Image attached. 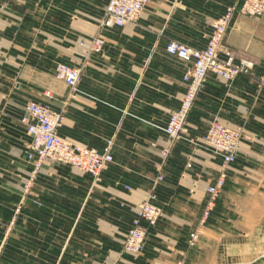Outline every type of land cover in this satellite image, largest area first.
<instances>
[{"label": "crops", "instance_id": "obj_1", "mask_svg": "<svg viewBox=\"0 0 264 264\" xmlns=\"http://www.w3.org/2000/svg\"><path fill=\"white\" fill-rule=\"evenodd\" d=\"M234 2L150 0L138 25L99 30L101 12L93 0H0V264H264V13L236 12L224 41L255 62L253 72L232 83L210 73L189 114L191 137L203 136L214 119L243 126L246 133L195 247L187 237L198 225L206 186L216 184L222 159L188 140L176 141L169 159L180 150L201 166L187 178L185 168L173 170L161 156L170 113L186 91V66L166 47L170 41L206 47L212 21ZM97 33L104 48L89 54L77 93L67 95L66 83L53 76L55 86L49 79L37 95V38L47 37L41 42L49 41L61 56L78 38ZM30 101L56 110L67 102L60 134L75 142L103 151L114 138V162L103 170L101 183L70 166L47 164L21 201L20 158L27 176L31 166L25 153L29 135L20 119ZM196 174L198 187L191 183ZM159 175L164 181L155 203L163 215L149 229L142 254L133 258L122 242Z\"/></svg>", "mask_w": 264, "mask_h": 264}, {"label": "built area", "instance_id": "obj_2", "mask_svg": "<svg viewBox=\"0 0 264 264\" xmlns=\"http://www.w3.org/2000/svg\"><path fill=\"white\" fill-rule=\"evenodd\" d=\"M104 15L100 23L101 28L125 27L137 23L141 18L146 5L150 0H105ZM241 12L245 15L258 16L264 12V0H236L212 24V32L206 48L195 50L177 41H170L166 47L169 55L178 57L186 66L183 82L187 84L186 93L178 111L169 116L166 128L168 145L162 151V158L168 156V148L179 139L184 126L189 120V114L196 98L197 92L204 85L208 73H214L219 79L231 83L237 76L250 75L254 70V63L246 58H238L236 52L223 45L233 16ZM89 52L101 51L104 40L93 38L89 41L81 40L79 43ZM83 65L70 66L60 64L56 70V78L64 81L70 91L76 90L82 79ZM259 87L264 88V79L259 81ZM66 114V112H65ZM64 111L55 110L45 104L31 103L22 117V124L28 127L32 136L27 145L26 153L33 164L31 180L37 178L46 160H53L70 165L79 173H89L95 183L102 182L103 170L113 163L112 141H109L104 151H98L82 145L75 144L58 136L57 130L63 125ZM245 136L243 127H231L226 123L214 119L211 121L207 132L194 142L196 146L210 151L221 157L219 180L216 185H208V199L206 208L199 224L203 226L216 206L219 189L224 185L228 168L237 159L242 140ZM198 147L196 149H198ZM164 179L159 175L155 184ZM158 183V184H159ZM96 184V185H98ZM154 191H148L142 202L136 207V216L131 227L125 234L122 242L124 251L130 255L139 254L146 242L149 228L161 218L162 209L156 205ZM199 231L189 237V245L198 243Z\"/></svg>", "mask_w": 264, "mask_h": 264}, {"label": "rangeland", "instance_id": "obj_3", "mask_svg": "<svg viewBox=\"0 0 264 264\" xmlns=\"http://www.w3.org/2000/svg\"><path fill=\"white\" fill-rule=\"evenodd\" d=\"M94 1V4H98L99 5V10H100V12H101V17L97 20V26H98V29L99 30H101L102 28L100 27V23H101V21H102V17H103V13H104V5L102 6V1L103 0H93ZM236 3V0H235V2H234V4ZM233 4V5H234ZM233 5H230L229 7H231V6H233ZM89 6L91 7V8H94L95 9V6L93 5V4H89ZM227 10V9H226ZM39 17H41L40 16V14H38L37 15V20H36V25L37 26H41L42 24H44L43 23V21H42V19L41 18H39ZM141 19V18H140ZM140 19L137 21V23H134V24H131V25H134V26H136V25H138V23H139V21H140ZM46 25H48V23L46 22L45 23ZM108 29V28H107ZM75 35H76V37H77V33L75 32V30H74V32H73ZM40 35V34H39ZM97 35H99L98 33L96 34V35H93V36H91V37H89V38H87V37H80V38H78L77 39V41H75V45H69V46H66V48L68 49L67 50V52H65V54H64V52H63V54L61 55V56H59L58 54H59V52L58 51H56L55 49H54V47H53V45H51V43L48 41V43L46 44V45H48V47H46V45L45 44H43L42 42L43 41H45V40H47V37H45V36H39L40 37V39L42 40V42H41V40L39 39V38H37V40H38V45H37V56H36V71H35V81H36V87H35V92H36V94L39 92V91H43V90H41V88L40 87H43L44 85H48L49 84V79H50V84H49V86L50 87H53V86H55L54 85V79H53V76H55V73H56V70H57V68H58V66L60 65V64H67V65H70V66H76V65H78V64H82V65H87V61H88V59H89V57L91 56V55H89L91 52H89V50L88 49H83L81 46H80V42H81V40H84V41H89V40H92L93 38H95V36H97ZM54 43V42H53ZM50 46V47H49ZM104 48V47H103ZM103 50V49H102ZM101 50V51H102ZM100 51V52H101ZM93 54V53H92ZM95 54V53H94ZM77 59H80V61H79V63H77ZM77 63V64H76ZM85 68V67H84ZM55 78H56V76H55ZM57 79V78H56ZM58 80V79H57ZM57 83V82H56ZM81 83V82H80ZM80 83H79V85H80ZM57 85V84H56ZM79 85L77 86V90H75L76 91V93H77V91H78V88H79ZM67 89H68V93H67V95L68 94H70V89L67 87ZM74 91V92H75ZM38 95V94H37ZM181 102H182V100H181ZM43 104H45V103H43ZM45 105H47V106H49V107H51L52 109H55V107H52L50 104H45ZM181 105V104H180ZM56 110V109H55ZM60 110H62V108L60 109ZM191 129V127H190V122L188 121V125H187V133L185 134V136L183 137V140H188V142L190 143L191 141H196V139H198V138H201L202 137V135H195L194 137H191L190 136V134H189V130ZM29 135V134H28ZM246 135V134H245ZM245 137V136H244ZM29 138H30V136H29ZM192 143V142H191ZM25 147H26V145H25ZM173 150L174 149H172V152H171V154L173 153ZM175 152V151H174ZM171 156V155H170ZM238 158V157H237ZM169 159V157H167V159L165 160V161H167ZM237 160V159H236ZM236 160L234 161V162H236ZM169 161H170V167L174 170L175 168H185V170H184V172H183V174L185 173L186 174V177L188 178V177H190L189 176V171L190 172H192L193 170H197L198 171V169L200 168L201 169V166H198V164L196 163V160H195V156L194 155H192L191 153H188V152H184V154H182V151H177V152H175V155L173 156V157H171L170 159H169ZM223 161V160H222ZM24 162H25V158L24 157H22V158H20V174H19V197H20V199H21V201H24L26 198H28V196H29V193L31 192V190L33 189V187H34V185H35V183H36V181L38 180H36L33 184H32V186H31V188L28 190V191H25V181H26V179H27V174H25V172H24ZM233 162V163H234ZM232 163V164H233ZM48 164H52V163H48ZM231 164V165H232ZM56 165V164H55ZM223 165V163L221 164V166ZM230 165V166H231ZM230 168V167H229ZM229 168H228V170H229ZM212 171H214V167L212 168V170H211V172ZM182 174V175H183ZM198 174H200V173H198ZM198 174H196V176H195V179H192V181H191V183H195V184H197V187L199 186V184H200V182H201V179H199L198 178ZM227 176H228V172H227ZM218 178H219V176H218ZM217 178V179H218ZM226 179H227V177H226ZM200 180V181H199ZM4 181H7L6 179H4ZM164 181V179L161 181V183ZM225 183H226V180H225ZM209 185H214V184H209ZM194 186V185H193ZM208 186V185H207ZM207 186H206V194H207V196H208V192H207ZM196 191V190H195ZM199 192V191H198ZM199 195H200V192H199ZM201 195H203L202 193H201ZM0 196H1V194H0ZM206 196V200H205V206H204V208H203V211H202V214H201V217H202V215H203V212H204V209L206 208V204H207V199H208V197ZM216 208V207H215ZM215 208H214V211H215ZM19 211V208H18V210H17V212ZM213 211V212H214ZM213 212L210 214V216L208 217V219L206 220V223L203 225V226H201L200 224H199V222H200V219H201V217H200V219H199V221H198V225H197V227H196V229L195 230H193L190 234H189V236L187 237V243H188V245H189V237H191V235L194 233V232H196L197 230L199 231V238H198V243L195 245V246H197L198 244H199V242L201 241L200 239H201V230L205 227V225L208 223V220H209V218L212 216V214H213ZM162 217V216H161ZM160 220V219H159ZM158 220V221H159ZM158 223V222H157ZM156 223V224H157ZM156 224H154L153 226H151L150 228H152V227H154ZM11 227H12V223L10 224V226H8L7 227V230H11ZM149 228V229H150ZM126 234V233H125ZM149 235V234H148ZM125 237V236H124ZM147 238H148V236L146 237V240H147ZM124 240V239H123ZM146 243V242H145ZM190 247H195V246H191V245H189ZM144 247H145V244H144ZM144 249V248H143ZM143 251V250H142ZM142 251L139 253V254H137V255H130V254H128V255H130L131 257H133V258H137V257H139L141 254H142Z\"/></svg>", "mask_w": 264, "mask_h": 264}, {"label": "bare ground", "instance_id": "obj_4", "mask_svg": "<svg viewBox=\"0 0 264 264\" xmlns=\"http://www.w3.org/2000/svg\"><path fill=\"white\" fill-rule=\"evenodd\" d=\"M106 3V2H105ZM241 13V12H240ZM264 13V12H263ZM262 13V14H263ZM261 14V15H262ZM104 15V14H103ZM243 15H245V14H243ZM248 16H250V15H248ZM258 16H260V15H258ZM234 17V16H233ZM253 17H257V16H253ZM218 18V17H217ZM217 18H215L213 21H212V24H213V22L217 19ZM233 20V19H232ZM212 24H211V26H212ZM231 25V24H230ZM230 28V27H229ZM228 31H229V29H228ZM228 31H227V33H228ZM227 33H226V35H227ZM211 35V34H210ZM226 35L224 36V39H223V45L225 46V47H227L226 45H225V43H224V41H225V38H226ZM97 38H101V37H98V36H96ZM102 39V38H101ZM105 42V41H104ZM183 44V43H182ZM208 44V43H207ZM184 45H186V44H184ZM188 46V45H187ZM190 47V46H189ZM190 48H192V49H195V50H203V49H205L206 47H204V48H202V49H198V48H193V47H190ZM227 48H229V47H227ZM229 49H231V48H229ZM233 50V49H232ZM235 51V50H234ZM94 52H97V51H94ZM236 52V51H235ZM236 54H237V52H236ZM237 56H238V54H237ZM174 57H176V56H174ZM178 60H180L178 57H176ZM238 58H246V57H239L238 56ZM246 59H248V58H246ZM250 61H252L253 63H254V68L253 69H255V62L253 61V60H251V59H249ZM181 61V60H180ZM183 63V62H182ZM253 72V71H252ZM82 73H83V71H82ZM210 73H208V75H209ZM212 74H214V73H212ZM208 75H207V79H208ZM215 75V74H214ZM55 76H56V74H55ZM238 77V76H237ZM236 77V78H237ZM235 78V79H236ZM58 79V78H57ZM207 79H206V81H205V83L207 82ZM262 79H264V77H261L260 79H259V81L261 82V80ZM60 80V79H59ZM235 81V80H234ZM205 83H204V85H205ZM232 83V82H231ZM185 85H186V88H187V84L185 83ZM204 85L201 87V89L197 92V95H196V98H197V96H198V94H199V92L202 90V88L204 87ZM73 92V91H72ZM186 93V92H185ZM185 93H184V95H185ZM184 95H183V98H184ZM183 98H182V100H183ZM196 98H195V100H196ZM195 100H194V102H193V105H192V108H193V106H194V103H195ZM31 103H37V104H42V103H40V102H38V101H30L28 104H27V106L25 107V111H26V109H27V107L31 104ZM66 106H67V102H64V105H63V108H62V111H64V116H65V119H64V122H63V125H64V123H65V120H66V114H65V112H66ZM181 107V106H180ZM180 107L178 108V109H176V110H174V111H172L173 113L174 112H176V111H178L179 109H180ZM192 108H191V110H192ZM171 112V113H172ZM170 113V114H171ZM23 117V116H22ZM22 117H21V119H20V121L22 122ZM219 120V119H218ZM187 121H189L188 119H187ZM213 121V120H212ZM168 123H169V120H168V122H167V125H166V128H167V126H168ZM211 123V122H210ZM63 125L61 126V127H59L58 128V130H57V134H58V136L59 137H61L62 139H65V140H69V141H71V142H73V143H75V144H78V145H82V146H85V147H88V146H86V145H84V144H81V143H78V142H75V141H73L72 139H70V138H68V137H64V136H62L61 134H60V130H61V128L63 127ZM210 126V125H209ZM25 127H26V129H27V132H28V134H29V136H30V138H29V141L26 143V147H27V145L29 144V142L31 141V139H32V136H31V134H30V132H29V130H28V127L25 125ZM232 127V126H231ZM238 127H243V126H238ZM244 128V127H243ZM244 130H245V128H244ZM186 131H187V124L184 126V130L181 132V134H180V137H179V139H177V140H175L174 141V143L176 142V141H178V140H180V139H183V137L185 136V133H186ZM246 134V133H245ZM166 135H168L167 134V132H166ZM169 136V135H168ZM168 136H167V138H168ZM244 139V138H243ZM109 141H112V147H113V150H112V153H114V138L112 137V138H110V139H108L107 141H106V146L104 147V148H106L107 147V145H108V143H109ZM193 144H195L194 142L195 141H191ZM242 144V143H241ZM174 145V144H173ZM88 148H91V147H88ZM171 148L172 147H170V148H168V156L167 157H169V155H170V153H171ZM27 149V148H26ZM93 149H96V148H93ZM96 150H98V149H96ZM164 150V149H163ZM99 151V150H98ZM104 151V150H103ZM100 152V151H99ZM102 152V151H101ZM26 153V152H25ZM167 157L166 158H163L164 160H166L167 159ZM26 158H27V161H28V163L30 164V166H31V168H30V170L28 171V176H27V179H26V181H25V191H28L30 188H31V186H32V184L39 178V175L42 173V171L44 170V168H45V166L48 164V163H52V164H56V165H66V166H70V165H68V164H64V163H60V162H57V161H53V160H46L45 161V163L43 164V166H42V169H41V171L39 172V174H38V176H37V178L36 179H34V180H31V172H32V169H33V164H32V162L30 161V159H29V156H28V153H26ZM114 162V161H113ZM71 167V166H70ZM72 168V167H71ZM73 169V168H72ZM76 171V170H75ZM78 172V171H77ZM82 174H88V175H90L91 176V178H92V181H93V183L94 184H98V183H95L94 182V180H93V177H92V175L91 174H89V173H82ZM218 180H219V178H218ZM218 180H217V182H216V184L218 183ZM226 180V179H225ZM100 183V182H99ZM159 183V182H158ZM158 183L157 184H155V182H154V185H153V187L150 189V191H154L155 192V194H156V196L158 197V195H157V185H158ZM216 184H214V185H216ZM225 184V183H224ZM224 186V185H223ZM222 186V187H223ZM221 187V188H222ZM221 188L219 189V191H218V196H219V192H220V190H221ZM148 192V191H147ZM146 192V193H147ZM146 195V194H145ZM145 197V196H144ZM218 198V197H217ZM158 199V198H157ZM156 199V200H157ZM144 200V199H143ZM217 201V200H216ZM142 202V201H141ZM140 204V203H139ZM138 204V205H139ZM137 205V206H138ZM136 209V208H135ZM125 238V237H124ZM122 248H123V246H122ZM123 252L124 253H126L125 251H124V249H123ZM127 254V253H126Z\"/></svg>", "mask_w": 264, "mask_h": 264}]
</instances>
